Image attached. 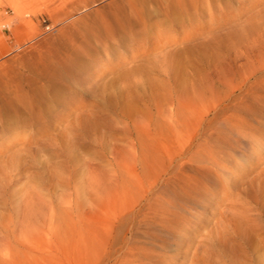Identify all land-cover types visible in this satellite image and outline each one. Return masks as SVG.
I'll list each match as a JSON object with an SVG mask.
<instances>
[{
	"label": "rangeland",
	"instance_id": "1",
	"mask_svg": "<svg viewBox=\"0 0 264 264\" xmlns=\"http://www.w3.org/2000/svg\"><path fill=\"white\" fill-rule=\"evenodd\" d=\"M263 21L264 0H0V264H264V142L226 126L264 117Z\"/></svg>",
	"mask_w": 264,
	"mask_h": 264
},
{
	"label": "bare ground",
	"instance_id": "2",
	"mask_svg": "<svg viewBox=\"0 0 264 264\" xmlns=\"http://www.w3.org/2000/svg\"><path fill=\"white\" fill-rule=\"evenodd\" d=\"M253 6H254V5H253ZM263 22H264V21H263ZM238 64H239V63H238ZM242 64H243V63H241V65H242ZM168 65H169V64H168ZM170 65H171V63H170ZM246 65H247V64H246ZM246 65H245L244 67H246ZM251 65H252V64H251ZM237 66H239V65H237ZM242 66H243V65H242ZM257 67H258V66H257ZM259 67H260V66H259ZM173 68H174V67H173ZM239 68H241V66H239ZM247 68H249V67H247ZM260 68H261V67H260ZM260 68H259V69H260ZM235 69H236V68H235ZM237 69H238V68H237ZM251 69H252V70L255 69L254 66L251 67ZM172 70H173V69H172ZM244 70H245V69H244ZM238 71H240V70H238ZM248 71H249V70H248ZM240 72H241V71H240ZM242 72H244V71H242ZM255 72H256V71H255ZM246 73H248V72H246ZM246 73H244V74H246ZM253 74H255V73H253ZM241 75H242V73H241ZM241 75H240V76H241ZM250 76H251V72H250L249 74H246V75L243 76L242 78H240V79H239L240 82L237 80L238 82H235V83H234V82H233V78H232V76L230 77V76L225 75V77L222 79L221 82H223V84H224L228 89L232 90L231 92H234L233 90L236 88V86H239V87L242 88L244 84H247V83H245V82H246V80L249 79ZM237 79H238V78H237ZM214 81H215V80H214ZM221 82H220V83H221ZM213 85H215V84H213ZM213 85L210 87V90H209V91H211L212 93H214V92H213V88H212ZM224 85H223V86H224ZM251 85H252V84H251ZM261 86H262V85H261ZM248 87H249V86H248ZM257 87H260V86L257 85ZM223 88H224V87H223ZM252 88H253V87H252ZM261 89H262V88H261ZM236 90H238V88H237ZM247 90H248V89H247ZM254 90H255V89H254ZM256 90H257V89H256ZM224 91H226V90H224ZM261 91H262V90H261ZM261 91H260V92H261ZM247 92H248V91H247ZM206 93H207V92H206ZM212 93H211V94H212ZM229 94H230V93H229ZM251 94H252V93H251ZM258 94H259V93H258ZM205 95H206V94H205ZM247 95L250 96L249 93H247ZM253 95H256V93L253 94ZM201 97H202V95H201ZM211 97H212V96H211ZM227 97H228V96H227ZM259 97H260V96H259ZM194 98H196L195 95H194ZM224 98H225V97H224ZM241 98H243V97H241ZM245 98H246V97H245ZM198 99H199V98H198ZM212 99H213V98H212ZM256 99H257V98H256ZM258 99H260V98H258ZM258 99H257V100H258ZM209 100H210V99H209ZM209 100H208V101H209ZM260 100H261V108H259V109H263V106H264V95L261 96V99H260ZM197 101H198V100H197ZM197 101H196V102H197ZM194 102H195V100H193V101L190 102L189 105L193 104V105H191V106H193V108H190V110H191V109H195V108H197V111H196L195 113H198V107H199V106L196 107V106H197V105H196L197 103H196V102L194 103ZM211 102H212V101H211ZM254 102H255V101H254ZM198 103H199V102H198ZM220 103H221V102H220ZM256 103H257V102H256ZM194 104H195L196 106H194ZM202 104H203V103H202ZM245 104H246V103H245ZM252 104H253V103H252ZM247 105H248V104H247ZM254 105H255V104H254ZM248 106H249V105H248ZM256 106L258 107V105H255V107H256ZM189 107H190V106H189ZM251 107H252V106H251ZM251 107H249V108H251ZM241 108H242V107H241ZM252 108H253V107H252ZM242 109H243V108H242ZM247 109H248V107H247ZM254 109H256V108H254ZM233 110H234V109H233ZM239 110H240V109H239ZM252 110H253V109H252ZM192 111H195V110H192ZM242 111H243V110H242ZM247 111H248V110H247ZM250 111H251V110H250ZM253 111H254V110H253ZM258 111H259V110H258ZM262 111H263V110H262ZM188 112H189V111H188ZM199 112H200V109H199ZM235 112H236V111H235ZM248 112H249V111H248ZM260 112H261V111H260ZM263 112H264V111H263ZM263 112H261V114H263ZM191 114H192V115L189 114V116H193V117H194L193 119H195V118L198 117V116H196V115H193L194 112L191 113ZM250 114H251V113H250ZM198 115H199V114H198ZM236 115H237L236 117H235V114L226 117V118H227V119H226L227 123L230 122V124H228V125H226V126H229V129H230L231 131H233V134H234V136H230V137H233L234 140H235V136H238V138H241V137H242V139H243V138L248 139V140H250V141H249L250 143L252 142L253 146H255V145L259 144V143L264 142V133H263V132H262V133L260 132V131H263V130H264V117H263V116H260V115H259V116H260V117H259L258 114L255 113V115L258 116V117L255 118V119H257V122L254 124V123H251V122H249L248 120H246V119H248V118L239 117L238 114H236ZM239 115H242V114H239ZM247 115H248V114H247ZM252 115L254 116V114H252ZM200 117H201V116H200ZM254 117H255V116H254ZM254 117H253V118H254ZM198 118H199V117H198ZM198 118H197V120H198ZM191 119H192V118H191ZM193 119H192V120H193ZM179 120H180V119H178V123H179ZM250 120H251V119H250ZM194 121H196V120H194ZM180 122H181V121H180ZM185 123H186V122H185ZM183 124H184V122H183ZM222 124H223V123H222ZM182 126H184V125H182ZM206 126H207V125H206ZM179 127H180V126H179ZM180 128L182 129V127H180ZM184 128H185V127H184ZM218 128H219V127H218ZM220 128L222 129V128H224V126H222V127H220ZM173 129H174V128H173ZM173 129H172V130H173ZM175 129H176V128H175ZM223 130H224V129H223ZM225 130H226V128H225ZM183 131H184V130H183ZM196 131H197V130H196ZM216 131H218V130H216ZM220 131H222V130H220ZM220 131L217 132L216 134L221 133ZM227 132H228V131H227ZM225 133H226V132H225ZM225 133L223 132V134H222V135H219V137L224 136ZM229 133H230V132H229ZM235 133H236V134H235ZM230 134H231V133H230ZM233 134H232V135H233ZM226 135L229 136L228 133H226ZM226 135H225V136H226ZM191 136H192V135H191ZM225 136H224V137H225ZM183 137H184V136H183ZM196 137H197V136H196ZM225 138H226V137H225ZM227 138H228V137H227ZM233 138H232V139H233ZM238 138H237V139H238ZM186 139H187V138H186ZM186 139H185V140H186ZM237 139H236V140H237ZM245 139H244V140H245ZM206 140H207V142H204V141H203V142L206 143L207 146H208V144H209L208 142H210V141H208L209 139H206ZM206 140H205V141H206ZM229 140H230V141H229ZM229 140H228V142H231V138H229ZM234 140H233V141H234ZM244 140H243V141H244ZM248 140H247V141H248ZM154 142H155V141H154ZM238 142H239V140H238ZM150 143H151V142H150ZM210 143H211V144H210L209 146L212 145V142H210ZM233 143H234V142H233ZM241 143H242V141H241ZM158 144H159V143H158ZM161 144H162V143H161ZM213 144H214V142H213ZM221 144H222V142H221ZM235 144H236V143H235ZM237 144H238V143H237ZM162 145H163V144H162ZM201 145H202V147H203V145H205V144H202V143H201ZM201 145H200V146L197 145V147H201ZM214 145H216V143H215ZM223 145H225V143H224ZM233 145H234V144H232V146H233ZM250 145H251V144H250ZM158 146H159V145H158ZM205 146H206V145H205ZM205 146H204V147H205ZM207 146H206V147H207ZM212 146H213V145H212ZM212 146H211V147H212ZM219 146H220V143H218V147H219ZM221 146H222V145H221ZM221 146H220V147H221ZM230 146H231V144H230ZM238 146H240V144H239ZM162 147H163V146H162ZM175 147H176V146H175ZM202 147H201V148H197V149H200V150H201V149H204V148H202ZM214 147H215V146H214ZM216 147H217V146H216ZM222 147H224V146H222ZM222 147H221V148H222ZM227 147H229V146H227ZM159 148L161 149V147H159ZM224 148H225V147H224ZM229 148H230V147H229ZM231 148H232V147H231ZM233 148H234V147H233ZM233 148H232V149H233ZM236 148H237V147H236ZM151 149H152V148H151ZM182 149H183V148H182ZM206 149H207V148H206ZM206 149H205V150H206ZM214 149H216V148H214ZM226 149H227V148H225V150H226ZM156 150H157V149H156ZM195 150H196V149H195ZM195 150H194V151H195ZM250 150H251V149H250ZM157 151H158V150H157ZM212 151H214V150H212ZM212 151H210V152H212ZM215 151H217V150H215ZM233 151H234V150H233ZM144 152H146V151H144ZM162 152H163V151H162ZM176 152H177V151H176ZM188 152H191V151H188ZM188 152H187V153H188ZM195 152H197V150H196ZM195 152H191V154H192V153H195ZM206 152H207V151H206ZM223 152H224V151H223ZM225 152H226V151H225ZM255 152H257V151L255 150L254 153H255ZM158 153H159V152H157V154H158ZM203 153H204V152H203ZM207 153H209V152H207ZM207 153H206V155H207ZM250 153H251V152H250ZM167 154H168V153H167ZM197 154H199V153H197ZM204 154H205V153H204ZM216 154L218 155L219 153H216ZM221 154H223V153H221ZM221 154H219V155H221ZM252 154H253V153H252ZM252 154H251V155H252ZM142 155H143V154H142ZM144 155H145V153H144ZM147 155H148V154H147ZM149 155H150V154H149ZM159 155H160V154H158L157 156H159ZM199 155H200V154H199ZM217 155H215V157H214V156H213V153H212L211 155H209V159L212 158V159H211L212 161H215V160H217V159L220 160L221 158L219 159V157H218L219 155H218V156H217ZM151 156H152V155H151ZM151 156H150V157H151ZM189 156H191V155H189ZM200 156H201V155H200ZM223 156H224V155H223ZM223 156H222V158H224ZM231 156H232V155H231ZM142 157H143V156H142ZM155 157H156V156H155ZM159 157H162V155L159 156ZM159 157H157V160H158ZM192 157H193V156H192ZM194 157H195V156H194ZM194 157H193V158H194ZM196 157H197V156H196ZM144 158H145V157H144ZM144 158H143V159H144ZM214 158H216V159L214 160ZM141 159H142V158H141ZM151 159H152V158H151ZM188 159H189V158H188ZM190 159H191V158H190ZM232 159H233V157H232ZM159 160L161 161L162 158L159 159ZM201 160H202V158L200 159V161H201ZM224 160H225V158H224ZM224 160H223V161H224ZM227 160H228V159H227ZM145 161H146V159H145ZM154 161H155V160H154V158H153V161H152V162L154 163ZM182 161H183V160H182ZM194 161H195V160H194ZM194 161H193V162H194ZM188 162H189V161H188ZM221 162H222V160H221ZM221 162H219L218 165H220ZM225 162H227V161H225ZM225 162H222V163H223L222 165H226V164H224ZM146 163H147V161H146ZM157 163H158V162H157ZM170 163H171V161H170ZM179 163H181V162H179ZM195 163H196V162H195ZM200 163H201V162H200ZM206 163L208 164V161H206ZM206 163H205V165H207ZM209 163H211V162L209 161ZM217 163H218V162H217ZM227 163H228V162H227ZM149 164L151 165V163H149ZM158 164H161V163H158ZM158 164H156V165H158ZM228 164H229V163H228ZM231 164H232V163H231ZM145 165H146V164H145ZM152 165H153V164H152ZM162 165L165 167L164 164H162ZM200 165H201V164H200ZM210 165H211V164H210ZM212 165H213V163H212ZM214 165H215V164H214ZM218 165H217V166H218ZM222 165H221V166H222ZM146 166H148V164H147ZM146 166H145V168H146ZM217 166H216V167H217ZM230 166H231V165H230ZM234 166H235V165H234ZM143 167H144V166H143ZM156 167H157V166H156ZM166 167H167V166H166ZM208 167H210V166H208ZM218 167H219V166H218ZM228 167H229V166H228ZM147 168H148V167H147ZM157 168H158V167H157ZM199 168H201V167H199ZM219 168H220V167H219ZM222 168H226V166H224V167H222ZM195 169H196V168H195ZM208 169H209V168H208ZM263 169H264V168H263ZM131 170H132V169H130V171H131ZM155 170H157V169L155 168ZM201 170H202V169H201ZM221 170H222V169H221ZM221 170H220V171H221ZM223 170H224V169H223ZM225 170H227V169H225ZM231 170H232V169H231ZM165 171H166V170H165ZM213 171H214V170H213ZM218 171H219V170H218ZM210 172H211V171H210ZM214 172H215V171H214ZM223 172H224V171H223ZM228 172H229V171H228ZM217 173H218V172H217ZM221 173H222V172H221ZM262 174H263V176H264V172H263ZM217 175H218V174H217ZM226 175H227V174H226ZM259 175H261V174H259ZM219 176H220V177H223V176H221V175H219ZM207 177H208V176H207ZM261 179H263V178H261ZM261 179H260V181H261ZM258 180H259V178H258ZM263 180H264V179H263ZM260 181H259V183H260ZM257 182H258V181H257ZM262 182H264V181H262ZM262 182L260 183V186L262 185ZM255 183H256V182H255ZM263 184H264V183H263ZM256 186H258V185H256ZM260 186H258L259 189H260ZM130 187H131V186H130ZM192 187H193V186H192ZM241 187H242V186H241ZM262 187H264V185L261 186V188H262ZM177 189H178V188H177ZM259 189H258V190H259ZM246 193H247V192H246ZM246 193H245V194H246ZM172 194H173V193H172ZM242 196H243V195H242ZM189 197H190V196H189ZM165 200H166V199H165ZM172 200H174V199H172ZM158 201H159V200H158ZM169 202H170V201H169ZM171 203H172V202H171ZM179 203H180V202H179ZM175 204H176V203H175ZM172 206H173V205H172ZM174 206H175V205H174ZM152 208H153V207H152ZM162 211H163V210H162ZM169 212H170V211H169ZM172 213H173V212H172ZM161 215H162V213H161ZM152 216H153V215H152ZM152 218H153V217H152ZM131 220H132V219H131ZM157 221H158V220H157ZM231 223H233V222H231ZM155 225H156V224H155ZM172 225H173V224H172ZM226 226H229V225H225V226H222V227H226ZM229 227H231V226H229ZM229 227H228L227 229H230V230L232 231V229H231L232 227H231V228H229ZM219 228H220V227H217V229H219ZM223 229H226V228H223ZM223 229H222V230L219 229L220 231H219V230H216V231H217V232H223ZM214 230H215V229H214ZM230 230H229V231H230ZM242 231H243V230H242ZM217 232H216V234H217V236H218L220 233L218 234ZM233 232H235V231H233ZM243 232H244V231H243ZM224 233H225V232H224ZM230 233H231V232H230ZM211 234H212V233H211ZM221 234H222V233H221ZM226 234H229V232L226 233ZM242 234H243V233H242ZM213 235H214V234H213ZM223 235H224V234H223ZM223 235H222V236L220 235V236H221L220 238H222V237L224 238L225 235H224V236H223ZM235 235H236V234H235ZM230 236H231V235H230ZM238 236H240L239 233H238ZM227 237H228V236H227ZM210 238H211V237H210ZM223 238H222V239H223ZM225 238H226V237H225ZM213 240H214V239H213ZM224 240H225V239H224ZM217 242H218V241H217ZM221 242H222V241H221ZM221 242L219 241L220 244H221ZM219 243H218V244H219ZM210 244H211V243H210ZM212 246H213V245H212ZM219 246H221V245H219ZM206 247H207V245L205 246V249H208V248H206ZM210 248H211V247H210ZM223 248L225 249V247H223ZM223 248H222L221 250H224ZM203 249H204V248H203ZM214 249H215V248H214ZM220 252H221V251H220ZM226 252H227V251H226ZM228 252H229V251H228ZM209 253H210V252H208V254H209ZM243 253H244V252H243ZM206 259H207V258H206ZM232 259H234V258H232ZM242 260H243V259H242ZM200 261H201V260H200ZM239 261H240V260H239ZM197 262H198V260H197ZM201 262H202V261H201ZM234 263H235V262H234Z\"/></svg>",
	"mask_w": 264,
	"mask_h": 264
}]
</instances>
